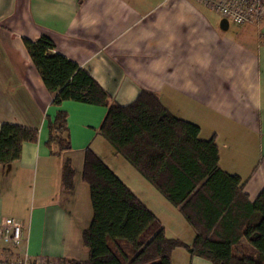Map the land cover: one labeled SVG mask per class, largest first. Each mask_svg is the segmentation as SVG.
<instances>
[{"label":"crops","instance_id":"crops-1","mask_svg":"<svg viewBox=\"0 0 264 264\" xmlns=\"http://www.w3.org/2000/svg\"><path fill=\"white\" fill-rule=\"evenodd\" d=\"M43 36L89 68L118 103L141 90L157 93L172 113L200 127V138L215 137L219 165L240 176L250 199L264 190V18L238 25L196 0H0V124L38 131L19 159L0 165V220L16 219L25 239L18 246L0 239V260L25 252L87 258L80 245L92 205L81 177L87 146L144 201L168 237L191 244L195 236L179 209L98 132L105 106L51 102L25 44ZM59 110L68 114L71 142L62 157L46 146L48 118ZM67 154L75 167L70 189L61 186ZM172 261L211 264L184 247Z\"/></svg>","mask_w":264,"mask_h":264},{"label":"trees","instance_id":"trees-1","mask_svg":"<svg viewBox=\"0 0 264 264\" xmlns=\"http://www.w3.org/2000/svg\"><path fill=\"white\" fill-rule=\"evenodd\" d=\"M28 53L52 96L60 105L74 100L102 105L107 112L98 132L179 209L194 229L191 244L168 237L156 215L90 147L84 149L81 177L89 186L92 219L82 230L87 258L71 264H173L184 247L211 264H264V190L252 200L237 174L219 165L213 136L199 137L200 127L172 113L157 93L141 90L120 104L87 67L54 50L47 36L25 39ZM67 112L48 118L46 146L52 155L71 149ZM38 131L22 124H0V165L19 159L22 144L37 141ZM56 147V150L54 149ZM75 183V167L65 156L61 186ZM243 238L253 251L240 246Z\"/></svg>","mask_w":264,"mask_h":264},{"label":"built area","instance_id":"built-area-1","mask_svg":"<svg viewBox=\"0 0 264 264\" xmlns=\"http://www.w3.org/2000/svg\"><path fill=\"white\" fill-rule=\"evenodd\" d=\"M222 17L238 25L258 24L264 18V0H196ZM0 239L18 246L24 241L19 222L7 217L0 220ZM0 264H71L63 259L45 255L32 256L28 252L14 259L0 260Z\"/></svg>","mask_w":264,"mask_h":264},{"label":"rangeland","instance_id":"rangeland-1","mask_svg":"<svg viewBox=\"0 0 264 264\" xmlns=\"http://www.w3.org/2000/svg\"><path fill=\"white\" fill-rule=\"evenodd\" d=\"M68 155V154H67ZM61 157L62 156H64V155H60ZM87 186V185H86ZM88 194V193H87ZM89 197H90V194H89ZM89 197L87 198V199H89ZM24 207V206H23ZM91 215V216H90ZM92 215H93V211H92V205H91V207H90V214L88 215V217L87 218H89V217H91L90 218V220H89V222H88V224H87V226L90 224V221H91V219H92ZM88 219H86V221H87ZM46 244V243H45ZM69 245H71V246H77V244H75V242H74V244H69ZM80 245L81 246H83L82 245V242H81V238H80ZM240 246H242L244 249H246L248 252H251V251H253V249H252V247H250L249 245H248V243H247V241H246V239L245 238H243V240L241 241V243H240ZM78 247H79V244H78ZM58 249L59 248H56L54 251H58ZM173 255V254H172Z\"/></svg>","mask_w":264,"mask_h":264},{"label":"water","instance_id":"water-1","mask_svg":"<svg viewBox=\"0 0 264 264\" xmlns=\"http://www.w3.org/2000/svg\"><path fill=\"white\" fill-rule=\"evenodd\" d=\"M225 20H227V19H225Z\"/></svg>","mask_w":264,"mask_h":264}]
</instances>
